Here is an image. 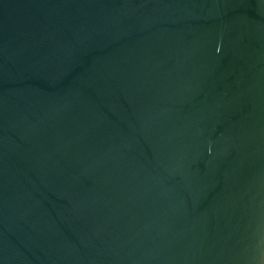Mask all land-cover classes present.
<instances>
[{
	"label": "water",
	"instance_id": "95a60500",
	"mask_svg": "<svg viewBox=\"0 0 264 264\" xmlns=\"http://www.w3.org/2000/svg\"><path fill=\"white\" fill-rule=\"evenodd\" d=\"M0 264H264V0H0Z\"/></svg>",
	"mask_w": 264,
	"mask_h": 264
}]
</instances>
